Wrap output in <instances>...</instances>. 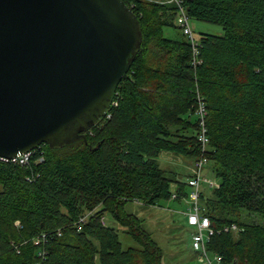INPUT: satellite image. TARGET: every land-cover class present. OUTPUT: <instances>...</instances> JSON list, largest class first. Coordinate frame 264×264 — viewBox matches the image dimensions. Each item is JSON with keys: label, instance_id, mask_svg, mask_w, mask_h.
<instances>
[{"label": "trees", "instance_id": "trees-1", "mask_svg": "<svg viewBox=\"0 0 264 264\" xmlns=\"http://www.w3.org/2000/svg\"><path fill=\"white\" fill-rule=\"evenodd\" d=\"M181 1L189 18L223 33L201 32L194 56L174 2L123 0L142 41L107 113L84 139L41 144L23 164L0 159V264H161L160 247L123 199L153 205L174 192L175 200L188 196L187 182L168 176L156 157L200 155L197 93L207 108L205 156L218 180L209 196L199 191L216 230L207 246L227 264H264V0ZM167 26L181 35L165 36ZM104 212L137 247L123 248ZM231 222L238 231H223Z\"/></svg>", "mask_w": 264, "mask_h": 264}, {"label": "water", "instance_id": "water-1", "mask_svg": "<svg viewBox=\"0 0 264 264\" xmlns=\"http://www.w3.org/2000/svg\"><path fill=\"white\" fill-rule=\"evenodd\" d=\"M141 41L123 0H0V157L84 139Z\"/></svg>", "mask_w": 264, "mask_h": 264}, {"label": "rangeland", "instance_id": "rangeland-1", "mask_svg": "<svg viewBox=\"0 0 264 264\" xmlns=\"http://www.w3.org/2000/svg\"><path fill=\"white\" fill-rule=\"evenodd\" d=\"M158 1L161 2L162 0ZM188 20L197 40L201 32L215 35L223 33L222 27L217 23L202 21L193 17H188ZM163 32L168 37L181 35L177 28L171 26L164 27ZM156 158L159 166L166 171L168 176H175L184 184L191 176V165L194 160L192 157L164 151L159 153ZM211 166V162L206 163L204 166L203 177L205 179H202L200 183V189L204 191L206 196H209L213 189L212 186H209L208 181L218 182L211 171ZM170 189L172 192L176 189L175 182L171 183ZM185 191H190L189 186L185 187ZM123 200L125 202L123 205L125 212L136 216L140 220L142 227L149 232L160 247L162 252L161 264H201L198 256L191 248L192 227L186 221L185 212L189 202L185 195L181 196L179 200H175L172 197L162 199L153 205L144 204L137 199L124 198ZM88 213L87 211L84 215ZM241 216L242 219L261 221L257 215H249L247 217L246 213L243 212ZM102 220L105 224L116 228L123 248L138 246V243L126 233L127 227L117 222L110 213L104 212ZM210 256L212 257L211 254Z\"/></svg>", "mask_w": 264, "mask_h": 264}, {"label": "built area", "instance_id": "built-area-1", "mask_svg": "<svg viewBox=\"0 0 264 264\" xmlns=\"http://www.w3.org/2000/svg\"><path fill=\"white\" fill-rule=\"evenodd\" d=\"M170 2H174L178 6V14L176 17V24L181 28L184 35H186L191 43L193 55L197 54V45L198 40L195 39L193 31L190 27L188 16L185 13V10L181 6V0H167ZM197 60L193 59V64H196ZM194 115L197 118L199 131L197 132V140L200 144V155L193 160L191 165V176L187 179V185L190 188L188 193V202L189 206L186 209L185 216L186 221L189 226L192 227L191 233V248L194 250L196 255L198 256L201 264H227L222 256L216 252L209 250L207 244L209 242L210 237L215 233V229L211 225V221L209 217L203 214V207L199 203V191H200V183L203 177L204 165L207 163V157L205 156V151L208 146V137L206 134V116H207V108L202 99V97L197 93L196 95V105L194 108ZM31 151L18 155L14 158L7 159L2 158V160H11L18 163H26ZM209 186H216V181H208ZM172 198L176 197V193L174 192L171 195ZM90 213V212H89ZM84 215L79 218L78 222L81 223L85 221L88 216ZM80 227V226H78ZM238 226L235 222H231L222 227L223 231H238ZM212 255V257L210 256Z\"/></svg>", "mask_w": 264, "mask_h": 264}]
</instances>
